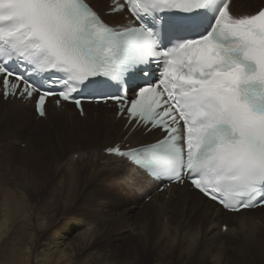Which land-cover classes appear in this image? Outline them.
<instances>
[{
  "label": "snow or ice",
  "instance_id": "1",
  "mask_svg": "<svg viewBox=\"0 0 264 264\" xmlns=\"http://www.w3.org/2000/svg\"><path fill=\"white\" fill-rule=\"evenodd\" d=\"M231 3L0 0V90L34 98L41 117L51 97L81 114L85 100L114 101L129 131L156 137L108 149L130 161L116 176L125 188L187 184L224 212L264 207V8L235 15ZM172 11L189 14L191 38L163 39Z\"/></svg>",
  "mask_w": 264,
  "mask_h": 264
},
{
  "label": "rangeland",
  "instance_id": "2",
  "mask_svg": "<svg viewBox=\"0 0 264 264\" xmlns=\"http://www.w3.org/2000/svg\"><path fill=\"white\" fill-rule=\"evenodd\" d=\"M72 131V123L59 122L34 130L0 105V264H63L66 257L72 264H138V252L139 264H199L228 243L231 261L249 257L227 236L216 238L213 250H203L200 237L181 240L176 232L161 242L162 224L153 236L139 215L144 209L132 204L143 197L134 201L131 189L102 184L87 162L97 161L109 143L91 154L76 148Z\"/></svg>",
  "mask_w": 264,
  "mask_h": 264
},
{
  "label": "bare ground",
  "instance_id": "3",
  "mask_svg": "<svg viewBox=\"0 0 264 264\" xmlns=\"http://www.w3.org/2000/svg\"><path fill=\"white\" fill-rule=\"evenodd\" d=\"M262 4H264V0H235L233 11H234L235 15L253 14L254 11H256V9H258L260 6H262ZM1 106L3 108H5V110H7L9 113H11L12 115H15L20 120H22L19 109L14 108V107L3 106V105H1ZM54 120L56 121L58 119L51 118L50 122L54 121ZM67 121L68 122H62V123H70L69 122L70 120H67ZM74 122L77 123V124L72 123L73 126H75V129H77V131L71 132V138L75 142L76 148H77V145L78 146L80 145L81 147L85 148L87 150V152H89L91 154L92 153L96 154L98 152L94 148H96V146L98 144L101 145V143L103 141L108 142L109 143L108 146H110V147H114L117 144H120L122 141H125L126 143L130 144V147L132 148V147L141 145V143L143 141L152 140L151 135H141V133L139 131L131 132L128 129L124 130L123 126L116 125L114 123H103L105 125H101V126L100 125H94L93 128H90L91 126H89L87 123L80 124V123H82L80 121H74ZM60 125H63V124H60ZM43 126H45V124H43V123L40 124V127H43ZM69 126H71V125H69ZM80 130H82V131H80ZM125 137H127V139H125ZM91 138L94 140V142H91V140H90ZM107 147H105L103 149V151L108 149ZM100 157H101V154H99V158ZM97 161L94 162L91 160H87V162L89 164L93 165V168H95V170H96L95 176L96 177H100V176L102 177V179H101L102 184L108 185L110 182H112L114 188L115 187L125 188L116 179L117 174L122 172L124 169L120 168V167H113V164H117V161L115 159L109 158V159H107V161L104 164H101V165H99L97 163ZM72 175H75V174H72ZM113 190H115V189H113ZM128 194H130V193H128ZM132 199H134V196ZM134 201H135V199H134ZM132 204L139 205L140 203L134 202ZM19 208H20L19 206L16 207V210H18ZM173 209H175V210H173ZM20 211L22 212V210H20ZM9 213H11V209H9ZM139 215H141V218H142V220H144V223L147 224V226L149 228V232L152 235L155 232V229L158 227V225L160 226V223L162 224L161 228L164 229V233L163 234L160 233L161 234V236H160L161 242L162 241L167 242L168 236L172 232L173 233L176 232L175 234H177L181 240H187V238H189L190 236H195V239L197 237H200L203 240V242H202L203 250H206V249H212L213 250V249H215V247L213 246L215 243V239L216 238H219V239L223 238L221 236L219 227H218V225H216L215 221L210 220V221L201 222L200 220H198L197 216H192L191 212L185 213V212L177 211V209L175 207L173 208V206L171 204L163 205L161 203V201H158V200H152L151 202H149V204L146 205L145 209L143 211H141ZM128 216H131V213ZM161 219H164L163 223L160 221ZM142 235H140V236L142 237ZM226 236L233 238L234 241H232V243H233V246L236 248L237 252L239 250H241L244 253H246L249 257L248 258L243 257L242 259L237 260L238 262L231 261L232 256L228 255V250H229L231 245L228 243L224 247V250H223L224 256L222 258L221 264H230V263H232V264H264V226L262 228H258V227H255L251 223H246V224L239 223V224H236L231 229V231H229V233ZM173 238H174V235H173ZM148 243H149V241H148ZM186 243H187V241H186ZM163 244H165V243H163ZM216 249H217V247H216ZM160 250L161 249H159V252H160ZM161 252H163V251H161ZM136 254L138 255V257H137L135 262L139 264L140 263L139 259L142 258L143 256L139 252ZM164 256L166 257V254ZM164 256H162V257H164ZM158 259H156V263L158 262ZM203 259H205V258H203ZM179 260H180V258H179ZM62 262H63V264H67V261H62ZM192 262H194V260H192ZM130 264H134V263H130Z\"/></svg>",
  "mask_w": 264,
  "mask_h": 264
}]
</instances>
